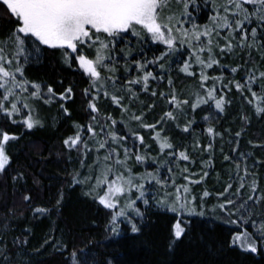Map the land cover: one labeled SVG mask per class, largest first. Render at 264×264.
I'll list each match as a JSON object with an SVG mask.
<instances>
[{
  "label": "trees",
  "instance_id": "trees-1",
  "mask_svg": "<svg viewBox=\"0 0 264 264\" xmlns=\"http://www.w3.org/2000/svg\"><path fill=\"white\" fill-rule=\"evenodd\" d=\"M200 3L203 5L204 0H200ZM211 3L212 0H208L209 8ZM246 7L251 10V6ZM211 14L207 11V15ZM197 21L201 26L210 23L203 13L198 15ZM252 26H255V22L249 26V32ZM13 27L14 19L0 7V38L5 37ZM226 35L227 29H224L219 37L213 36L214 56L220 61V65H213V68L206 70L209 77L221 78L215 83V97H224L226 103L223 111L215 108V100L208 99L205 91L213 87V81H204L201 87L200 65L195 63L194 57L189 59L180 55L187 45L161 62L164 64L163 70L158 64L149 65L146 71H152L158 78L149 79L147 92L143 91L142 84L134 86L136 96L131 97L132 103H129L128 97L122 101L123 105H127L136 114H140L142 109L146 123H156L168 111H172L177 117L175 120L157 124L155 130L139 128L137 122H131L133 131L144 136L143 147L139 146V141L136 143L139 152L147 156L145 162L137 166L133 164V156V161H129V164H133V173L138 175L146 170L154 172L161 161L171 159L168 153L172 149L161 152L159 143L154 139L159 132L161 137H167L173 144L176 155L179 151L186 150L190 157L188 161L176 160L166 165L161 169L162 175L168 176V167H172L171 175L177 185H182L188 184L184 176L199 180L204 172H208L201 184L188 186L192 189V194L197 196V205L200 204L199 198L205 189L211 193L203 204L204 215L188 217L158 206L156 200L151 198L162 199L165 191L158 185L148 188L151 207L145 211L144 218L140 221L141 232L137 236L129 234L126 222H122L123 217L118 220L121 232L119 237H113L108 230L112 216L123 205L121 201L115 209L110 210L99 205L96 192L86 195L90 185L96 184L95 160L97 155L103 156L104 150L96 153L93 147V151L85 157L82 151L78 153L76 149L70 150L64 145V140L75 137L78 131L82 137L90 135L87 133V126L92 115H98L102 120L111 115L113 119L121 121L123 117L120 108L112 103L111 95L105 97L101 92L99 98L94 101L99 111L91 113L89 96L84 94V90L89 89L91 85L88 75L74 60L76 54L70 57L73 60L71 67L64 63L62 53H70L71 50L42 46V58L38 62L30 61L24 65V78L30 82L50 85L56 95L47 103L44 98L29 101L31 115L40 121L31 130L23 124L28 115L23 108L22 115L10 119H5L0 113V139L3 132L18 137L5 145L11 167L7 168V176L0 174V218L5 215L11 218L14 214L11 229L7 231L4 240L5 244L14 250L15 261L19 264H71L69 257L73 251L80 252L90 247L98 264H108L109 261L111 264H264V255L261 254L260 248L256 254H251L243 251L238 244L231 243L233 235L238 232L247 230L254 233L256 228L253 227L252 219H255L258 225L260 216L254 215L245 224L239 214L228 216L220 213L218 209L213 211L218 203L223 202L224 198L219 197L218 193L222 192L228 183L233 185L229 191L235 192L240 183L239 176H244L245 167L248 168L249 175L245 177V188L241 189V194L245 198L251 194L250 184L253 178L257 182V195L264 193V111L257 112V108L264 109V77L259 75L264 72V49L237 48L231 53L221 54L215 45L217 42L221 46L225 44L223 37ZM235 35L239 40L240 34ZM125 40L130 43L117 44L116 52L112 53L116 60V72H102L105 77L114 75L118 87L124 83V77L142 75L137 73L134 64L129 65L128 61L142 60L145 56L150 60L154 54L159 55L160 51L167 50L164 45L147 41L141 45L137 43V38L130 34L125 36ZM141 47L143 51H140ZM121 49L124 51L121 52ZM129 49L131 55H126ZM81 54L94 59L96 51L94 48H85ZM201 55L207 59L208 53ZM185 59H189L192 65L189 69L194 72L192 76L180 70ZM126 67L129 69L127 72ZM232 67H237L238 71L232 73ZM250 72L256 77L251 84L252 90L249 91L245 86L237 91L236 82L245 84ZM17 79H21L19 74ZM169 79L172 81L171 85L168 83ZM224 84H228V87H223ZM68 87L73 89L72 97L61 101L59 95ZM44 91L46 92V88ZM153 91L157 93L155 97L151 95ZM91 92L95 95V89H91ZM109 92L111 93L110 88ZM161 92L166 95L161 97ZM173 92L178 100H188L189 104L181 105L180 108L170 105L168 100ZM197 92L208 102L201 103L193 111L191 104L196 101L194 93ZM253 92L256 96L252 95ZM2 94L3 90L0 89V99ZM28 95L26 93L25 96ZM62 104L67 108V114L61 107ZM5 106L7 107L6 102ZM205 116L209 119L205 120ZM13 120L16 123H13ZM193 121L189 131L184 132L183 128ZM107 123L110 124L111 121ZM77 125L80 126L79 129ZM117 127L128 133V128L123 124H118ZM209 127L214 129L212 135L207 132ZM96 130L99 132V127ZM237 132L241 133L239 137H236ZM197 142L198 149L195 147ZM210 142L212 149L205 151ZM126 143L131 146L132 141ZM120 152L123 158L122 149ZM225 156L229 159L225 160ZM81 159L85 161L83 168L79 163ZM154 160L156 163H153ZM237 164L240 165L239 172ZM185 167L187 172H183ZM90 170L92 179L88 183L73 185L74 172L81 173L80 178L83 179L90 174ZM17 173H23V178L14 182L11 177ZM192 173L196 175H191ZM167 191L175 192L171 181ZM98 192L101 195L103 187L98 189ZM24 195L31 197L30 203L23 201ZM136 195L138 193H134L132 199H135ZM249 204L252 202L249 201ZM137 206L144 211L141 201H137ZM253 207L257 212L264 210V201ZM37 208L43 211L34 214ZM200 210L198 207L197 211ZM178 220L185 222L182 227H186V231L170 248L174 225ZM231 220L236 223H231ZM14 237L27 240L28 243L22 248H17V245L12 243Z\"/></svg>",
  "mask_w": 264,
  "mask_h": 264
},
{
  "label": "snow or ice",
  "instance_id": "snow-or-ice-1",
  "mask_svg": "<svg viewBox=\"0 0 264 264\" xmlns=\"http://www.w3.org/2000/svg\"><path fill=\"white\" fill-rule=\"evenodd\" d=\"M175 3L179 5L176 12L164 16L158 9L167 7L169 0H0V7L9 17L14 19V27L5 37L0 38V89L3 90L2 99H0V113L4 115L5 119H10L14 115H22V108L30 109L29 101L31 99L44 98L47 103L55 97L54 89L50 85L45 86L41 83L30 82L24 78V65L30 61L38 62L42 58V46L49 49L71 50L70 53H62L64 63L68 64L69 67L73 62L70 59L71 55L76 54L74 60L78 62L79 68L83 69L91 81L90 88L84 90V94L89 96L91 113H98L99 111L94 101L99 98L101 92L105 97L111 95L112 103L120 108L123 117L121 121L118 122L111 115L104 120L98 115H92L91 122L87 126V133L90 135L85 138L78 131L75 137L64 140L65 147L70 150L76 149L78 153L82 151L85 157L93 151V147L96 153L104 150L103 156L97 155L95 160L96 184L90 185L89 192L86 195L96 192L99 205L110 210L117 207L121 197H125L120 211L115 213L110 221L108 230L113 234V237L121 235L118 227V220L121 217L124 218L122 222H126L130 235L137 236L140 234V221L143 220L145 211L151 207L148 188L158 185L165 191L162 199L151 198L156 200L158 206L167 208L172 213L188 217L203 216L202 209L205 198L211 195L205 189L199 198L200 204L197 205V196L192 194V189L188 186V184H201L208 176V172H204L199 180L184 176L188 184L182 185H177L175 178L171 175L173 172L172 167H168V176L162 175L161 169L166 165L174 163L176 160L188 161L190 157L186 150L179 151L176 155L173 144L167 137H161L159 132L156 133L154 139L159 143L161 152L165 149H172L168 153L171 159L161 161L154 172L146 170L144 173L137 175L132 171L129 161L132 160L133 156L136 164L144 163L147 156L139 152L136 143L139 141V146L143 147L144 136L133 131L131 122H137L139 128L155 130L157 124L177 118L172 111H168L156 123H146L142 109L140 114H136L127 105L122 104L125 97L129 98V103H132L131 97L136 96V92L133 90L134 86L142 84L143 91L147 92L149 79L156 80L158 78L153 75L152 71H146L148 66L158 64L163 70L164 64L161 62L175 55L181 47L187 45L185 50L180 52V55L187 56L189 59L194 57L195 63L200 65L201 87L204 81L209 79L213 81V87L205 89V91L208 99L215 100V108L223 111L226 103L224 97L222 95L219 99L215 97V83L221 78L206 75L207 69L213 68V65H220V61L214 56L213 36L219 37L221 31L227 29V35L223 37L226 43L221 46L217 42L215 45L219 48L221 54L231 53L237 48L241 50L245 48L264 49V43H261L264 41V0H212L210 8L208 0H204L203 5L200 0H175ZM246 5L251 6V10ZM206 10L212 14L207 15ZM201 13L206 15L210 24L201 26L198 23L197 17ZM254 22L255 26L250 27L249 32V26L253 25ZM186 25H190V27H186ZM236 33L240 34L239 40L236 38ZM129 34L136 37L137 43L141 45L147 41L164 45L167 50L160 51L159 55L154 54L150 60L145 56L142 60L128 61L127 63L129 65L134 64L136 72L142 73V75L132 78L124 77V83L118 87L114 75L105 77L102 76V72L107 71L113 74L116 72V60L112 53L116 52L117 44L130 43V41L125 40V36ZM85 48L95 49L94 59L81 54ZM120 51L123 52L124 50L121 49ZM140 51H143V47ZM205 52L208 53L207 59L202 58L201 55ZM126 55H131V49L128 50ZM189 59L182 61L183 66L180 70L192 76L194 72L189 70L192 66ZM128 70V67H126L125 72ZM230 71L236 73L238 68L232 67ZM17 74L21 79H17ZM259 75L264 77V72H260ZM160 78L162 79V77ZM255 79L254 73L250 72L245 84L236 82L237 91L245 86L251 91V84ZM168 83L171 85L172 81L169 79ZM223 87L227 88L228 84H224ZM262 87H264V84H262ZM44 88H46V92ZM91 89H95V95L92 94ZM72 92L71 87L66 88L59 95V99L61 101L70 99ZM24 93L29 95L24 96ZM151 95L155 97L157 93L153 91ZM165 95L163 92L160 93L161 97ZM194 95L196 101L191 104L193 111L201 103L208 102L198 92ZM252 95L256 96V93L253 92ZM5 102L10 103V107H6ZM168 103L180 108L181 105H188L189 101L178 100L173 92ZM18 105L20 106L18 107ZM61 107L67 114V108H64L63 104ZM261 111H264V109L257 108L258 113ZM204 119L208 120L209 117L205 116ZM107 121H111V123L109 124ZM12 122L16 123L15 120ZM39 123L40 121L31 115V111L23 120V124L29 130ZM191 123H194V121L183 128L184 132L189 131ZM118 124L127 127L128 133L126 134L121 128H118ZM79 127L77 125L78 129ZM97 127H99V132L96 130ZM213 131L212 127L207 129L209 135H212ZM240 135V132L236 133V137ZM17 139V136L9 135L8 132L2 133V139H0V174L4 176L8 174L7 168L11 167L10 157L6 154L5 145L9 141ZM129 140L132 141L131 146L126 143ZM195 147L199 148L198 142ZM212 147L213 145L210 142L205 151L211 150ZM120 149L123 151L122 159ZM133 149H137V151L134 152ZM233 151H236V149H233ZM224 158L225 160L229 159L228 156ZM79 163L81 168L85 167L84 159H81ZM153 163H156V161L154 160ZM255 166L254 164L253 167ZM236 167L237 172H239L240 165L237 164ZM187 171L188 169L185 167L183 172ZM191 175L196 174L192 173ZM248 175L249 170L245 167L244 176H239L240 183L235 192L229 191L233 185L228 183L227 187L218 193V196L224 199L223 202L218 203L213 211L218 209L220 213H225L228 216L239 214L245 224L254 215H259L258 225L257 221L252 219L256 231L254 233L247 230L243 233L238 232L233 235L231 243L232 245L238 244L243 251L251 254H256L258 248H260L261 254L264 255V210L257 212L253 207V205L264 201V193L257 195V182L253 178L250 184L251 194L247 195L246 198L241 194V189L245 188V177ZM80 176L81 173L79 172L73 173V185L88 183L92 179L91 170L90 174L83 179ZM110 176L111 179H109ZM22 178L23 173H17L11 177L14 182ZM169 181L175 187L174 193L167 191ZM105 185L106 189L100 195L98 189ZM134 193H138V195L135 196V199H132ZM22 199L24 202H31L29 195H24ZM137 201L142 202L144 211L137 206ZM249 201L252 202L251 205ZM198 207L201 209L200 211H197ZM42 211V209L37 208L34 214H39ZM12 218H14V214L11 218L8 215L0 218V264H19L15 261L14 250L5 244L4 240L7 231L11 229ZM230 222L236 223L235 220ZM182 223L185 222L178 220L174 225L170 248L185 234L186 227H182ZM12 243L17 245V248H22L28 241L14 237ZM69 260L71 264H98L90 247L82 249L80 252L73 251ZM108 264H111V261Z\"/></svg>",
  "mask_w": 264,
  "mask_h": 264
},
{
  "label": "rangeland",
  "instance_id": "rangeland-1",
  "mask_svg": "<svg viewBox=\"0 0 264 264\" xmlns=\"http://www.w3.org/2000/svg\"><path fill=\"white\" fill-rule=\"evenodd\" d=\"M178 7H179V5H177L176 3H175V0H169V4H168V6L167 7H164L163 9H158V11H160V12H162V14L164 15V16H168V15H171V14H173L174 13V11H176L177 9H178ZM210 24V23H209ZM186 27H190V25H186ZM203 38V37H202ZM18 91V90H17ZM24 96L26 95V93H24L23 94ZM6 104H7V107H10V103H8V102H6ZM20 105H18V107H19ZM30 109H24V112L26 113V114H29V112H26V111H29ZM24 114V113H23ZM15 117H17V116H19V115H14ZM122 158V157H121ZM133 161V160H132ZM133 164L135 165V166H137V164L136 163H134L133 162ZM133 164H130L131 166H133ZM109 179H111V178H109ZM104 189H106V185L105 186H103V190ZM102 194H103V192H102ZM101 194V195H102ZM124 199H125V197H121L120 198V201H121V203H123V201H124ZM117 205H118V203H117ZM120 210H118V212H119ZM122 218V217H121Z\"/></svg>",
  "mask_w": 264,
  "mask_h": 264
}]
</instances>
